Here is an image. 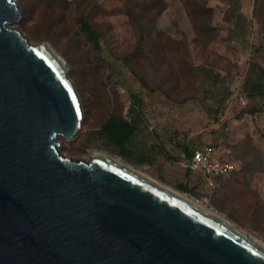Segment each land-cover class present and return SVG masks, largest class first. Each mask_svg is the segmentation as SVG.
<instances>
[{
	"label": "water",
	"instance_id": "water-1",
	"mask_svg": "<svg viewBox=\"0 0 264 264\" xmlns=\"http://www.w3.org/2000/svg\"><path fill=\"white\" fill-rule=\"evenodd\" d=\"M21 18L0 0V264H264V243L212 207L104 152L60 149L83 125L80 96Z\"/></svg>",
	"mask_w": 264,
	"mask_h": 264
},
{
	"label": "rangeland",
	"instance_id": "rangeland-1",
	"mask_svg": "<svg viewBox=\"0 0 264 264\" xmlns=\"http://www.w3.org/2000/svg\"><path fill=\"white\" fill-rule=\"evenodd\" d=\"M147 1L18 0L22 18L13 25L32 42H49L64 58L82 103L81 130L73 140L61 137L60 149L85 159L96 151L122 156L174 188L184 190L181 184H187L190 195L264 242V223L260 222L264 211L250 213L243 205L230 203L222 190L218 194L220 189L211 194L206 185L198 184L202 182L198 172L186 171L179 163L184 144L211 143L231 160L250 155L249 138L264 148V124L257 126V143L244 127L239 135L241 125L227 116L232 107H246L254 100L264 107V97L258 96L264 90V0H247L252 51L246 56L237 53L239 43L233 30L224 28L237 0H163L166 8L160 14L157 9L143 8ZM185 1L201 6L200 11L211 7L203 15L218 28L197 32ZM81 13L100 32V49L81 30ZM203 68L221 72L219 81L210 80ZM223 75L233 94L231 106L217 99L220 90L228 87L220 85ZM240 95L246 104L240 102ZM133 96L142 97V107ZM111 114L138 123L124 150L98 132ZM247 171L251 178L264 172ZM205 194L213 195L212 200L206 201Z\"/></svg>",
	"mask_w": 264,
	"mask_h": 264
},
{
	"label": "crops",
	"instance_id": "crops-1",
	"mask_svg": "<svg viewBox=\"0 0 264 264\" xmlns=\"http://www.w3.org/2000/svg\"><path fill=\"white\" fill-rule=\"evenodd\" d=\"M248 8L249 7L247 4V0H237V3H235V8H234L235 9L234 15L227 18L228 20L227 24L229 26L227 24L226 25L228 27L224 26V28H228V29L231 28L233 30L234 33L232 31L231 32L236 36L237 41L239 43V49L237 53H239L240 56L249 55L252 51V44H251L252 39L250 38V34H251L250 28H252V24L249 16L250 10ZM226 32L227 30L223 31V35H225ZM240 56H238L239 58H237L238 61H241ZM232 95H233L232 92L230 93L227 88H225L224 90L221 89L217 96V99L220 100L219 103H224L225 100L231 106L233 105L232 102H230ZM258 96L264 97L263 95L260 94ZM260 104L256 103V100H254V102L252 103L250 102V104H248L246 107L236 105L230 109V111L228 112L229 114L227 115L228 117L230 116L231 120H236V122H238L237 124L241 125L242 128L241 130H239L238 133L239 135H241L240 131H242L244 127L245 128L244 130H246L245 134L250 133V135L254 138V140L257 143H259V141L257 140V132H258L257 126L260 127L261 125L264 124V107H260L259 106ZM136 125L138 128V123ZM204 143H198L193 145L184 144L182 146V151L180 153L181 158L189 155L195 146ZM214 153L217 157L221 158V155L219 154L215 146H214ZM235 163L238 166L237 162ZM185 170L190 171L188 169ZM247 180H245L243 176L237 175L236 177L235 175L234 177L222 180V184L219 188H217V190L220 189L218 191V194L222 190L224 196L227 197V200L230 203L243 205L247 211L253 213L256 210L255 207L253 206H259L260 204V206L264 208V172H260L256 175H253L252 178L249 177L247 178ZM202 183L206 185L203 177H202V182L200 181L198 184L201 185ZM204 196H208V195L205 194ZM212 198L213 195L212 197L210 196V200H212ZM260 222L264 223V218L261 219Z\"/></svg>",
	"mask_w": 264,
	"mask_h": 264
},
{
	"label": "trees",
	"instance_id": "trees-1",
	"mask_svg": "<svg viewBox=\"0 0 264 264\" xmlns=\"http://www.w3.org/2000/svg\"><path fill=\"white\" fill-rule=\"evenodd\" d=\"M185 6H186L187 13L192 21V25L197 32L200 31V28H205V27H207L210 30H216V27L218 28V24L213 25L212 22H207L204 18L205 16L203 15V13L209 14L210 13L209 11H212L211 7L203 6L202 7L203 11H200L199 9L201 6L196 5L195 7H192V5L188 1H185ZM142 7L143 8L148 7L154 10L157 9V14H160L163 10H165L166 4L163 2V0H148L146 3L142 4ZM78 21L80 23V28L86 34L87 39L93 44L95 48L100 49L101 48V41H100L101 34L89 21L88 16L81 13L79 14ZM150 22H152V25L155 28V25L153 24L154 22L153 19H150ZM154 35H158L157 29H155ZM204 70H205L204 72L205 75L209 76L210 80L219 81V78H220L219 73L221 72L219 73L214 72L210 68H203V71ZM222 79H223V82L220 83V85L224 84V86L225 85L228 86L226 88L229 91L230 87L228 84H225V81H224V79H226V76L223 75ZM258 93L264 96V91H258ZM133 97H134L135 103L137 102L136 99L142 102L141 96H133ZM136 124H137L136 119L130 120L121 115L111 114L106 119V121L101 125L98 132L104 135L114 145L119 147L120 150H124L125 146L128 144L129 140L134 135L137 129ZM249 139L251 140L252 145H253L249 150L250 155L243 154V157H240L238 160L237 159L231 160L229 158H225L221 156L222 159L231 160V161L237 162L238 164V166L236 167L231 177H234L235 175L237 177V175H239V176H243L245 180H247V178H249L248 176H250V175H246L247 173L245 172V169L247 168L249 169V171L247 172H254L256 170L264 171V162L262 160L264 159V148L259 147L255 142H253L252 138H249ZM249 156L253 158L252 161H250V159L248 158ZM246 158L249 159L248 162L246 161ZM181 187H184L188 189L189 191L187 184H181ZM253 207H255L256 209L254 213H256L258 210L264 211V208L260 206V204L259 206H253Z\"/></svg>",
	"mask_w": 264,
	"mask_h": 264
},
{
	"label": "built area",
	"instance_id": "built-area-1",
	"mask_svg": "<svg viewBox=\"0 0 264 264\" xmlns=\"http://www.w3.org/2000/svg\"><path fill=\"white\" fill-rule=\"evenodd\" d=\"M239 98L242 104H246L247 101L242 95ZM179 163L185 169L198 172L204 178L211 194L221 186L222 180L231 178L237 167L234 161L217 157L214 146L209 143L195 146ZM210 196H204V199L210 201Z\"/></svg>",
	"mask_w": 264,
	"mask_h": 264
},
{
	"label": "bare ground",
	"instance_id": "bare-ground-1",
	"mask_svg": "<svg viewBox=\"0 0 264 264\" xmlns=\"http://www.w3.org/2000/svg\"><path fill=\"white\" fill-rule=\"evenodd\" d=\"M107 154L109 157L115 159L117 162H120L122 164H124L125 166L129 167L130 169L132 170H135L137 172H140V173H143L144 175L148 176L149 178L153 179L154 181L158 182L159 184L169 188L170 190L176 192L177 194L187 198V199H190L191 201L195 202L196 204L200 205L201 207L205 208V209H209L208 206H206L205 204L201 203L200 201H198L195 197H193L192 195H190L188 192H184L182 190H179L177 188H174L172 187L171 185H168L166 183H164L163 181L149 175L148 173H145L144 171H142L141 169L137 168L135 165H133L132 163H130L129 161L127 160H124L123 158H121V156H118V155H111V154H108V153H105ZM220 216H222V214H219ZM224 217V216H222ZM259 241L263 242L262 240H260L258 238ZM264 243V242H263Z\"/></svg>",
	"mask_w": 264,
	"mask_h": 264
},
{
	"label": "flooded vegetation",
	"instance_id": "flooded-vegetation-1",
	"mask_svg": "<svg viewBox=\"0 0 264 264\" xmlns=\"http://www.w3.org/2000/svg\"><path fill=\"white\" fill-rule=\"evenodd\" d=\"M136 105H140L142 107V102L141 101H138V99H136ZM140 110H137V114L139 113ZM137 116V115H136ZM130 120H133V118H131Z\"/></svg>",
	"mask_w": 264,
	"mask_h": 264
}]
</instances>
